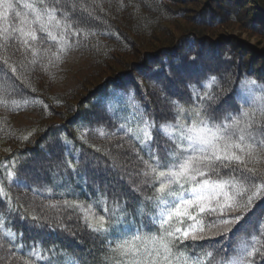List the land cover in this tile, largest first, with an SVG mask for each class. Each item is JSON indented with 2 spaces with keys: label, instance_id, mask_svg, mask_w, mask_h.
Instances as JSON below:
<instances>
[{
  "label": "trees",
  "instance_id": "trees-1",
  "mask_svg": "<svg viewBox=\"0 0 264 264\" xmlns=\"http://www.w3.org/2000/svg\"><path fill=\"white\" fill-rule=\"evenodd\" d=\"M102 1L61 0L56 5L55 0H13L14 7L0 21L4 32L11 30L10 36L0 33V185L4 190V194H0V215L4 224V229L0 230V264H38L29 255L33 246L41 253L39 264H100L101 239L89 225L98 227L101 216L106 224L125 216L131 225L146 222V214L151 212L152 206L144 197L153 196L155 189L146 186V178L137 175L143 169L136 155L140 145L126 132L127 128L135 132L139 123L131 116L135 110L133 104L157 124L175 123L174 115L167 112L164 98L178 100L188 107L191 101L185 84L194 83L202 75H215L218 78L213 88L218 104L217 122L229 113L238 115L242 108L254 112L258 122L264 121V100L245 103L251 101L246 88L248 82L256 81L258 86L264 87V49L244 48L233 38H215L204 32L205 28L224 22L222 16L213 14V9L220 3L237 7L234 13L228 10L226 19L243 17L239 21L250 31H264V0H257L262 9L254 5V0H206L202 7L195 9L192 20L196 26H188L179 34L144 48L137 60L103 74L76 102H69L62 92L58 94L39 88L36 77L30 73L36 64L41 68L50 67L74 52L91 49L101 37L118 41L107 44L109 47L102 46L100 54L113 51L118 48V42H123L122 31L117 23L109 20L111 15L102 8ZM120 1L142 3L143 0ZM153 1L150 2L156 8L155 5L160 3L178 5L196 0ZM72 4H84L91 17L85 19L86 13L70 12ZM45 5L69 12L73 21L71 26L63 18H59V23L44 15L37 20L34 9L39 10ZM248 7L251 16H247ZM167 13L178 17L185 15L180 8L178 12ZM29 33H34L36 39ZM62 41L71 47H65ZM12 45L29 48L30 56L26 61L17 50L10 53L6 49ZM61 48L65 50L61 51ZM206 52L218 65L204 66ZM20 63L24 64L23 69L18 67ZM222 64H226L229 73H223ZM11 68L16 71L11 72ZM2 69L6 74L1 72ZM187 69L195 72L182 80L180 74ZM178 85L180 88L177 89ZM256 94L264 96L259 90ZM3 111L14 115L32 112L39 115V120L25 128H15ZM101 129L104 135L100 134ZM153 136L158 143L166 142L163 132H153ZM112 139L126 143L122 151L130 154L133 162L121 160L122 154L117 144L110 141ZM259 139L264 140V136ZM255 149L254 156L248 158L247 167L255 168L264 176V144L256 143ZM139 154L148 159L144 152ZM9 173L13 174L11 180ZM221 174L226 177V170L222 169ZM147 179L152 180L151 177ZM255 183H264V179ZM136 186L140 188L139 193L131 190ZM113 193L118 194L117 200H113ZM33 200L44 201L45 210ZM65 201L76 206H66ZM137 208L142 213L136 214L134 219L133 212ZM21 217L25 219L21 220ZM249 218L251 223L241 221L227 237L217 235L223 232V226L211 229L205 226L206 234L213 240L190 249L192 258H199L206 264H225L227 260L239 259L242 244L255 247L264 255V229L257 230L256 223L264 222V201H260L245 220ZM7 230L15 233L16 238L7 236ZM208 252H212L211 257ZM259 261L260 256H257L255 264Z\"/></svg>",
  "mask_w": 264,
  "mask_h": 264
},
{
  "label": "snow or ice",
  "instance_id": "snow-or-ice-1",
  "mask_svg": "<svg viewBox=\"0 0 264 264\" xmlns=\"http://www.w3.org/2000/svg\"><path fill=\"white\" fill-rule=\"evenodd\" d=\"M55 2L59 5L61 0ZM13 7V0H0V21ZM69 11L86 13L85 19L91 17L84 4H72ZM34 12L37 20L44 15L50 20L57 19L58 23L59 18H63L68 26L73 22L69 12L60 7L45 5L39 10L34 9ZM75 22L78 23L79 18ZM0 33L10 36L11 30L4 32L0 24ZM29 35L36 39L34 33ZM62 43L71 47L66 41ZM15 71L11 68V72ZM217 82L215 75H202L194 83H186L191 101L188 107L165 97L167 112L174 115L175 123L157 124L133 104L135 110L131 116L139 123L135 132L132 128H127L126 132L132 134L140 145L136 155L143 169L137 175L146 178L145 185L155 189L153 196L144 197L152 208L146 214V222L141 221L137 225L128 224L126 216L106 224L101 216L98 227L88 226L101 239L100 264H206L199 258L193 259L190 251L212 242L213 238L206 234L205 226L209 229L223 226V232L217 235L227 237L241 221L246 224L252 222L251 218H245L260 201H264V183H255L264 176L255 168H248L247 164L248 158L254 156L255 144H264V140L259 139L264 136V121L258 122L254 112L242 108L238 115L229 113L217 122V96L213 92ZM246 88L251 101L246 100L245 103L264 100V96L256 94L257 90L264 93V87L258 86L256 81L248 82ZM121 129L125 130L123 125ZM99 131L101 135L105 134L102 129ZM153 132H163L166 142L158 143ZM140 152H144L148 159L140 156ZM112 168L115 169V165ZM222 169L226 170V177L221 174ZM149 177L151 182L147 179ZM8 178L13 179V174L9 173ZM131 190L140 192L139 186ZM0 194H4L2 185ZM112 195L113 200L118 199V194ZM64 203L76 206L68 201ZM138 213H142L139 208L133 212L134 219ZM256 223L257 230L264 229V222ZM180 224L184 226H178ZM3 229V217L0 215V230ZM6 235L16 238L11 230H7ZM29 255L38 264L42 259L35 246ZM207 255L211 257L212 252ZM257 256H260L259 264H264V255L259 249L242 244L239 259L227 260L225 264H255Z\"/></svg>",
  "mask_w": 264,
  "mask_h": 264
},
{
  "label": "rangeland",
  "instance_id": "rangeland-1",
  "mask_svg": "<svg viewBox=\"0 0 264 264\" xmlns=\"http://www.w3.org/2000/svg\"><path fill=\"white\" fill-rule=\"evenodd\" d=\"M150 1L154 2L153 0H148V3H145V0L141 1L142 3L136 1L123 2L120 0H103L102 8L106 9V12L108 10L109 15H111L109 20L118 24V29L122 31L121 39L123 42H116L118 48L113 51L107 54H100V48L102 46L106 45L109 47L107 44L111 45L112 42L118 41V39L115 40L110 37H101L98 39V43L96 42V44H94L95 46L93 45L91 49H82L74 52L62 59V61L51 64L50 67L41 68L39 64H36L34 68L30 70V73L33 77H36L39 88L58 94L62 92L69 102H76L79 96L83 93V95H85L92 84L96 83L103 74L105 75L112 69H119L124 67L126 63L129 64V62L137 60L144 48L152 47L153 45L159 44L162 40L172 37L174 34H179L182 30L186 29V27L188 28V26H196L192 20L195 9L202 7L203 2L206 0H196L189 4L179 3L178 5L172 4V2L165 3L164 5L160 3L155 5L156 8H154ZM253 2L257 8L262 9L257 0ZM176 7L183 9L185 15L178 17L174 13H167L172 10L178 12L179 8L176 9ZM236 8L237 7L231 6V4L225 6L223 3H220L217 8H214L213 14L217 13V15L222 16L224 22L218 26L205 28L204 32L207 33L206 35L209 36L212 34L215 38L219 36L227 37L226 39L233 38L234 42L240 43L241 47L244 48H249L251 46L255 50L256 48L259 50L260 48L264 49V31H250L245 23L239 21V18L243 19V17L226 19L228 10L230 9L234 13ZM134 9L137 10L135 11ZM247 10V16H251L252 13L249 11L250 8L248 7ZM106 12H104V14H106ZM232 12L230 11V13ZM238 14L239 13H237V15ZM98 17L100 18V16ZM151 21L153 22L150 23ZM21 46L17 48L16 45H12L6 49L10 53H14L17 50V52H20V55H23L22 59L26 61L27 56H30V51L28 47ZM203 56L206 58L205 61L203 60L205 67L207 66V68H209L218 65L217 62L210 60V53L206 52ZM23 66V63L18 65L21 69H23ZM220 69L223 70L225 74L229 73L226 64H222ZM48 71L51 72L47 74L46 72ZM1 72L6 74L3 69ZM194 72L195 71L187 69L180 74L179 78L182 80L183 78L186 79V75H193ZM6 77L10 80L9 75ZM178 88H180L179 85L177 86V89ZM224 105H226V103ZM3 114L8 118L9 124L15 128H25L27 125H30V123L39 120V115L32 112L14 115L3 111ZM53 119H57V117ZM110 141L117 144L118 151L122 154L121 160L129 163L133 162L130 154H126L122 151L126 146L124 141L121 139H112ZM33 201L45 210L46 206L43 203L44 201ZM3 251L6 252L4 249Z\"/></svg>",
  "mask_w": 264,
  "mask_h": 264
}]
</instances>
